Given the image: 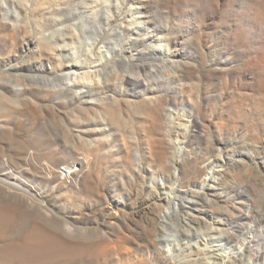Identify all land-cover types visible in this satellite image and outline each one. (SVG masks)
Wrapping results in <instances>:
<instances>
[{
  "label": "bare ground",
  "instance_id": "6f19581e",
  "mask_svg": "<svg viewBox=\"0 0 264 264\" xmlns=\"http://www.w3.org/2000/svg\"><path fill=\"white\" fill-rule=\"evenodd\" d=\"M129 3L121 21L96 33L99 49L106 47L109 57L117 50L115 56L85 74L69 66L68 72L47 80H65L60 89L78 99L75 115L83 119L80 132L71 135L86 144L82 161L57 158L47 169L53 186L83 183L91 193L92 160L108 156L123 167L135 166L145 182L140 189H129L124 208L94 223L59 215L48 205L52 194H41L49 216L39 210L38 218L28 223L47 232L44 224L51 217L58 230L40 238L36 261L20 263L7 250L0 253V264H122L121 258L132 251L147 255L134 264H264V0ZM0 12L9 15L11 9L0 2ZM151 15L163 22L164 31L131 30L147 25ZM112 39L125 40L128 49L118 52L117 42L110 47ZM156 42L178 46L170 56L160 57ZM188 45L194 49L186 60H175L179 48ZM130 50L135 54L126 55ZM133 70L145 75L129 76ZM153 76L155 83L150 82ZM15 92L23 96L25 89ZM23 110L32 113L34 108L28 103ZM180 128L185 133L174 140ZM14 132V122L0 117V137L12 140ZM177 143L183 144V152H173ZM58 165L66 167L64 179ZM255 178L263 193L259 203L253 199ZM17 184L0 188L8 194L5 205L11 215L24 213L30 220L23 207L29 208L28 203L15 193L23 194ZM109 191L101 189L105 200ZM82 232L95 237L84 241ZM203 236L225 243L228 256L209 263L206 249H198L194 241ZM184 246L196 247L197 256L179 258Z\"/></svg>",
  "mask_w": 264,
  "mask_h": 264
},
{
  "label": "rangeland",
  "instance_id": "374dc122",
  "mask_svg": "<svg viewBox=\"0 0 264 264\" xmlns=\"http://www.w3.org/2000/svg\"><path fill=\"white\" fill-rule=\"evenodd\" d=\"M0 2L7 3V7L11 9L9 15L0 12V117L13 121L15 127V136L12 140L5 135L0 137L1 147L5 148H0V188L9 189L6 185L20 184L23 194L19 191L15 193L22 196L24 203H28L30 208L23 206L30 220L25 219L24 213L19 216L18 213L11 215V211H8L9 208L5 205L8 194L0 189V253L9 250L12 252L10 254L18 256L21 263L23 259L36 261V252L40 250V238L49 234V231L58 230L55 220L51 217H48L44 224L47 232H41L28 223L35 217L38 218L39 210H43L45 215L49 216L48 206L43 202L41 194H52L48 205L59 215L66 217L71 215L73 218L94 223L105 214L124 208V204L129 202V189H140L145 182L138 177L135 166L130 164L123 167L120 160L117 162V159L108 156L92 160L90 178L93 179L94 190L91 193H87L83 183H73L69 188L65 185L53 186L48 174L50 170L47 169L54 167L53 160L57 158L68 162L77 159L82 161L83 152H86L85 142L74 140L71 135L72 132L75 135L76 132H80L77 126L83 119L81 115H75L79 105L78 99L74 93H66L60 89L65 85V80L61 78L47 80L68 72L66 69L69 66L82 69L85 74L91 66L115 56L117 50L110 53L109 57L106 47L99 49L101 45H97L99 41L95 40L96 33L110 30L123 19L131 5L129 0H0ZM93 17H96L95 23L92 22ZM150 17L147 25L133 26L131 30H136L139 34L147 32L157 34L164 31L163 22L154 15ZM118 40L112 39L110 47L113 42H117L120 48L118 52L128 49L125 40ZM155 45L160 49L155 51L156 56L160 57L170 56L178 46L172 44L168 46L166 42H156ZM179 49V55L175 60L183 62L194 48L188 45ZM127 52L129 53L126 55L135 54V50ZM152 68L153 66L148 67ZM119 72H123V69L119 68ZM137 72L138 70L129 71L128 75H145L144 72L139 74ZM157 81L154 76L150 78V82ZM18 87L21 90L25 89L23 96L16 94L15 90ZM27 102L34 108L32 113H25L23 110ZM216 102L214 100L213 105ZM184 133V129L180 128L173 134L174 140H181ZM76 146L78 151L75 149ZM176 147L173 152H183L182 143H177ZM105 162L110 164L108 169ZM99 165L102 166L99 170L102 173L97 170ZM64 168H66L64 165H58L61 179L65 178ZM255 180L257 181L256 178L254 182ZM255 184L257 193L253 194V199L259 203L263 193L258 188V183ZM103 187L108 190L110 188L108 200H105L101 193ZM115 193L117 199L112 197ZM15 201L17 206L20 205L18 203L20 200L15 198ZM82 233L84 235L81 239L84 241L95 237ZM203 237L194 241L197 242L196 247L199 245L198 249H204L203 252L206 249L209 263H213L216 257L228 256L230 250L225 243L221 245L217 237L204 239ZM196 247L190 249L184 246L179 258L184 260L195 258ZM132 253L133 255L121 258L122 264H134L137 258L145 260L147 257L145 253L133 251ZM44 256L49 254L45 253Z\"/></svg>",
  "mask_w": 264,
  "mask_h": 264
}]
</instances>
